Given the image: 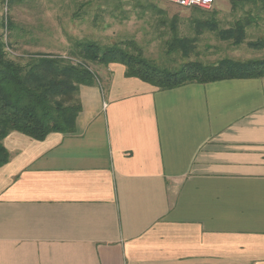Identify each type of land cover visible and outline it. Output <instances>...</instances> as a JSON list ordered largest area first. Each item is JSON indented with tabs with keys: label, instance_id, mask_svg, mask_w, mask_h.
Listing matches in <instances>:
<instances>
[{
	"label": "crops",
	"instance_id": "obj_1",
	"mask_svg": "<svg viewBox=\"0 0 264 264\" xmlns=\"http://www.w3.org/2000/svg\"><path fill=\"white\" fill-rule=\"evenodd\" d=\"M79 97L75 133L4 140L0 264H264V77L113 63Z\"/></svg>",
	"mask_w": 264,
	"mask_h": 264
},
{
	"label": "trees",
	"instance_id": "obj_2",
	"mask_svg": "<svg viewBox=\"0 0 264 264\" xmlns=\"http://www.w3.org/2000/svg\"><path fill=\"white\" fill-rule=\"evenodd\" d=\"M7 2L13 5L16 0ZM240 2L250 3L253 7L245 18L226 29L220 28L215 18L194 19V37L180 36L177 17L171 19L169 28L173 37L168 43L169 51H181L185 58H189L197 49L199 36L205 31L215 33L221 41L235 46L243 44L247 28L259 19L253 13L261 12L264 17V0H234V6ZM149 7L164 14L159 7ZM193 9L208 12L207 9ZM4 28L10 29L12 24L8 20L0 22V168L10 162L11 154L4 140L14 132L37 141H43L53 133H75L76 120L82 111L80 87L92 86L99 79L91 65L107 67L113 63L122 64L126 67L127 77L138 78L160 89L194 82L264 77V59L238 61L223 58L213 64L196 61L179 68L160 67L147 59L134 41L123 43L126 47L76 41L66 57L37 54L26 62L16 61L9 57L1 33ZM249 44L255 49H264V39Z\"/></svg>",
	"mask_w": 264,
	"mask_h": 264
},
{
	"label": "rangeland",
	"instance_id": "obj_3",
	"mask_svg": "<svg viewBox=\"0 0 264 264\" xmlns=\"http://www.w3.org/2000/svg\"><path fill=\"white\" fill-rule=\"evenodd\" d=\"M150 5L164 11L158 13ZM202 9V8H200ZM253 9L250 3L219 0L208 12L182 8L168 0H16L9 5L0 0V22L9 21L2 29L9 57L26 62L30 56L50 54L66 57L76 41H94L102 46L122 45L134 41L144 56L160 67L179 68L189 62L213 64L223 58L238 61L264 59V49L250 46L264 39V17L247 28V38L239 46L221 41L215 33L199 36L196 51L185 58L181 51L170 52L173 34L170 21L177 17L179 35L194 37V19L215 18L220 28L233 26ZM134 51V50H132ZM98 76L106 66L91 65Z\"/></svg>",
	"mask_w": 264,
	"mask_h": 264
},
{
	"label": "built area",
	"instance_id": "obj_4",
	"mask_svg": "<svg viewBox=\"0 0 264 264\" xmlns=\"http://www.w3.org/2000/svg\"><path fill=\"white\" fill-rule=\"evenodd\" d=\"M170 3L183 8L211 9L219 0H168Z\"/></svg>",
	"mask_w": 264,
	"mask_h": 264
}]
</instances>
